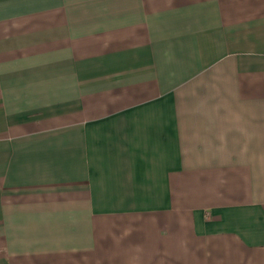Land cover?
I'll use <instances>...</instances> for the list:
<instances>
[{"label":"crops","instance_id":"obj_1","mask_svg":"<svg viewBox=\"0 0 264 264\" xmlns=\"http://www.w3.org/2000/svg\"><path fill=\"white\" fill-rule=\"evenodd\" d=\"M0 264H264V0H0Z\"/></svg>","mask_w":264,"mask_h":264}]
</instances>
